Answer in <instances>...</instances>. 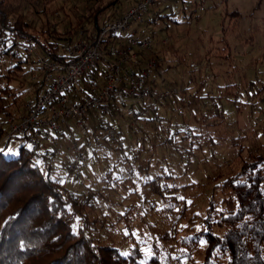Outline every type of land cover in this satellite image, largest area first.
<instances>
[{"label":"rangeland","instance_id":"374dc122","mask_svg":"<svg viewBox=\"0 0 264 264\" xmlns=\"http://www.w3.org/2000/svg\"><path fill=\"white\" fill-rule=\"evenodd\" d=\"M135 2L10 0L26 16L28 31L40 43L54 41L51 36L55 29L63 34V42L98 8L109 6L99 13L102 27ZM161 16L154 21L148 16L142 30L143 38L153 42L154 56L161 60L154 78L159 86L177 90L179 95L159 108L164 122L142 118L135 125L124 108L115 107L107 117L95 115L82 120L81 128L71 122L69 135H56L42 148L53 153L48 157L54 178H60L80 197L83 189L68 172L71 156L67 147L73 138L85 142V185L89 192L102 191L104 195L97 196L94 207L85 212L108 222L92 234L102 244H114L125 256L136 246L146 248L150 255L159 234L171 229L170 220H176L183 207H176L173 215L162 198L150 195L146 200L147 190L140 182L154 177L164 187L178 189L168 196L186 198L191 214L197 211L190 223L198 231L203 228L209 202L221 207L227 197L221 186L239 167L238 146L243 148L244 159L264 154V0H165ZM14 65L11 58H4L3 73L8 75ZM37 72L32 63L29 73L13 76L12 95L7 98L5 111L0 112V144L10 140H6L8 121L19 119L26 104L42 91L32 79ZM105 120L122 134L125 147L119 149L105 139ZM196 134L203 138L197 141ZM11 144L16 154L20 140L12 138ZM37 162L47 172L44 159ZM129 177L136 185L134 194L122 182ZM77 223H82L81 216ZM190 223L179 227L176 239L190 231ZM216 232L223 235L225 229L216 227ZM176 239L166 243L163 261L191 264L178 260ZM205 247L203 243L202 252ZM170 248L171 259L166 260ZM202 263L203 255L196 256L195 264Z\"/></svg>","mask_w":264,"mask_h":264},{"label":"trees","instance_id":"16d2710c","mask_svg":"<svg viewBox=\"0 0 264 264\" xmlns=\"http://www.w3.org/2000/svg\"><path fill=\"white\" fill-rule=\"evenodd\" d=\"M108 7L98 8L89 20L79 23L78 30L101 28L99 13ZM163 10L164 7L152 15L153 21L162 18ZM28 28L27 18L19 13V7H13L10 0H0V112L5 111L7 98L12 95L13 76L26 75L35 63L29 48L41 51L47 58H54L60 52L63 34L55 29L51 36L54 41L40 43ZM6 57L15 62L8 69V75L2 68ZM97 72L88 74L83 83L86 85L95 79ZM115 107L126 111L124 106L113 104L112 109ZM195 137L197 141L203 138L197 134ZM16 139L20 140L16 154L11 148L12 139L0 146L3 150L0 152V264H171V248L167 250L169 261L164 262L162 258L166 243L176 239L179 227H185L197 213L191 214L186 198L168 196L178 189L170 190L154 177L140 182L147 190L146 200L150 195L162 198L171 214L181 204L183 207L176 220H170L173 230L159 234L150 255L146 248L136 246L125 256L114 244H102L92 234V230H101L108 222L103 218L93 219L85 210L94 207L95 198L104 196L103 192L91 193L87 188L79 197L60 178H54L49 160L53 153L42 149L52 140L30 143L23 138ZM79 141L87 154L85 142ZM238 147L239 167L221 186L227 191V197L221 207L215 201L209 202L201 230L196 231L192 222L190 231L176 239L178 260L195 264L196 256L203 255L202 264H264V154H252L244 159L243 148ZM39 159H44L47 172L37 162ZM122 182L131 194L136 192L130 177ZM79 216L81 224L77 223ZM216 227H223L224 234L219 235ZM203 243L206 247L202 252Z\"/></svg>","mask_w":264,"mask_h":264},{"label":"built area","instance_id":"2783aa9c","mask_svg":"<svg viewBox=\"0 0 264 264\" xmlns=\"http://www.w3.org/2000/svg\"><path fill=\"white\" fill-rule=\"evenodd\" d=\"M164 5L165 0H138L101 28H81L64 39L54 58L29 48L38 71L32 79L38 81L42 91L26 104L19 119L8 121L6 140L47 142L65 133L71 122L81 128L82 120L93 114L107 117L113 104L126 107L135 125L142 118L162 124L159 108L179 95L177 90L159 86L154 78L161 60L154 56L153 42L143 38L142 28L148 16ZM94 71H98L97 77L85 85L83 80ZM103 134L107 141L124 147L122 134L110 120H105ZM67 151L71 156L68 171L86 190L82 170L88 156L77 138L71 140Z\"/></svg>","mask_w":264,"mask_h":264},{"label":"crops","instance_id":"0c3cea01","mask_svg":"<svg viewBox=\"0 0 264 264\" xmlns=\"http://www.w3.org/2000/svg\"><path fill=\"white\" fill-rule=\"evenodd\" d=\"M153 76H154V75H153ZM93 116H94V115H93ZM72 127H73V125H72V126L70 125V128H68V129H69V133L67 132V130H66V128H65V133L63 132V134H64L65 136H66V135H69L70 132H72V130H73ZM55 138H57V136H55L53 139H55ZM53 139H52V140H53Z\"/></svg>","mask_w":264,"mask_h":264},{"label":"snow or ice","instance_id":"6c2138e0","mask_svg":"<svg viewBox=\"0 0 264 264\" xmlns=\"http://www.w3.org/2000/svg\"><path fill=\"white\" fill-rule=\"evenodd\" d=\"M3 150L2 149H0V152H2Z\"/></svg>","mask_w":264,"mask_h":264}]
</instances>
